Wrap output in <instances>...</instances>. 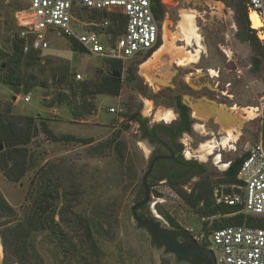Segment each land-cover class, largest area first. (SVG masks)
<instances>
[{"label":"rangeland","instance_id":"rangeland-1","mask_svg":"<svg viewBox=\"0 0 264 264\" xmlns=\"http://www.w3.org/2000/svg\"><path fill=\"white\" fill-rule=\"evenodd\" d=\"M234 3V0H163V17L158 21L161 38L150 56L140 63L142 55L120 63L118 96L86 95V103L93 107L89 115L82 112L83 100L79 94L73 98L71 88L78 90L79 83L92 85L106 72L111 74L106 59L72 51L63 37L47 31L48 47L37 51L34 60L23 55L20 63L18 74L28 88L21 85L15 93L0 82V113L29 115L36 118V123L44 121L55 136L71 135L76 140L54 141L39 133L27 146L32 163L22 179L10 181L0 171V195L14 211L11 217L0 216V232L24 219L30 203L29 189L44 173L49 182L62 189L58 200V209L63 208L61 226L73 239L82 240L83 219L90 222L99 215L106 219L109 229L98 238L103 258L97 264H176L173 257L162 255V249L151 243L150 234L138 227L130 210L143 195L141 181L150 155L136 119H145L149 124L164 123L162 116L173 110L171 104L174 105L177 96L187 107L191 121L190 132L179 139L183 158L202 166L204 173L187 180L183 189L172 188L162 179L153 183L148 208L163 224H169V216L184 231L191 230L203 237L213 225L221 223L219 216H198L178 191L189 194L203 180L211 191L219 183L227 184L223 182L227 168L222 165L261 141L264 58L247 40L246 28L250 27L238 23L243 18L234 12ZM29 8L28 0H0V51L5 55H10L11 43L18 39L23 23L30 22L31 15H23V23L17 18L19 12H31ZM187 14H194L204 47L194 62H181L195 55L196 50L195 45L186 44L178 29L179 21ZM75 17L88 24L86 29L107 38V32L98 26L105 16L99 13L92 16L77 9ZM27 25L37 26L35 22ZM253 35L257 38L255 32ZM3 61L0 59V69L5 67ZM77 74L81 79L75 78ZM31 76L44 85L33 86ZM25 96L28 103L23 100ZM118 104L124 105L123 114L108 112V108ZM195 125L201 131L197 132ZM209 131L213 132L212 137ZM226 137L227 144L222 147L221 139ZM205 140L217 147L214 156L201 162L198 152ZM117 142L121 143V156L114 148ZM216 155L221 163L213 162ZM54 221L58 223L57 215ZM31 245L36 257L22 262L4 250L0 236V264L66 263L58 241L46 232L35 234ZM213 252L218 259L215 248Z\"/></svg>","mask_w":264,"mask_h":264},{"label":"trees","instance_id":"trees-1","mask_svg":"<svg viewBox=\"0 0 264 264\" xmlns=\"http://www.w3.org/2000/svg\"><path fill=\"white\" fill-rule=\"evenodd\" d=\"M234 1V12L239 14V16L241 15V18H243V22L238 20V23L245 25V27H249L244 1ZM153 10L155 18L157 21H160L163 17V5L157 2L153 7ZM90 13L92 16L95 14V12ZM101 15L110 17L113 22L116 20L112 14ZM122 28L123 19L118 25L109 29V32L118 36L121 33ZM246 29L247 33H249L247 40L253 47L258 49L259 55L264 58L263 47L253 35V30L249 28ZM64 39L67 41L72 51L83 54L85 53V51H83V49L71 39ZM36 52L37 51H29L24 54L22 52L21 41L19 39L13 40L11 43L10 55H5L0 51V59H5L2 63L5 67L4 69H0V72H4L0 73V82L9 86L15 93L20 91L19 87L21 85L22 87L28 88V85L24 83V80L18 74V69L22 62L23 55L30 60H34L36 59ZM150 54L151 51L144 54L140 58L139 63L145 61ZM106 63L112 75L106 72L98 83L91 85L90 83L82 82L77 84L78 90L73 87L71 88L72 97L75 98L79 94L80 98L83 100L82 103L84 104H80V106L82 112L86 115L91 114L93 111V107L85 101V99H87L86 95H119L121 77H116L115 74L118 72L121 73L122 66L120 62H114L111 60H106ZM31 79L34 80L33 86L44 85L37 80L35 81V78L32 76ZM24 92H27V90ZM64 100H66V98ZM67 104H71L69 100H67ZM174 105L176 110L180 113V119L178 120V128L176 131V136H179L182 132H190V120L187 112L188 109L178 96L174 101ZM72 115L79 116L78 114H75V112H72ZM138 122L143 121L140 120ZM39 133L54 139V141L76 140V138L71 135H62L61 137L55 136L44 121L41 120L39 123H36V118L29 115H12L9 113L4 115L0 113V145L2 146V149L0 150V171L10 181H18L22 179L26 172L31 168L30 163H32V160L27 146ZM260 139L264 146V113L261 118ZM114 148L118 155L121 156V143L117 142ZM244 157L245 153L229 163L227 169L224 171L225 181L223 182H226L227 184L237 183L236 176ZM199 167L201 168V166ZM38 178L39 182L29 189L28 198L30 199V203L24 219L22 221H17L12 224V226L4 227L0 232L4 250L9 252L13 257L25 262L31 257H36L35 249L31 245V239L33 236L37 233L46 232L51 238H55V240L58 241L59 247L62 248L61 250L65 259L64 262H66L65 264H75L76 261H81L83 264L99 263L103 258V251L100 247L98 238H101L104 234L108 233L109 229L104 216L99 215L95 219L92 218L90 222L83 219L82 228L84 234L82 240L76 241L71 235H68L61 226V222L63 221V208L60 207L58 209V200L62 197V189L59 188L58 184L55 185L49 182L44 173L40 174ZM30 184H33L32 181ZM178 193L189 208L195 209L198 216H219L221 218V223L213 225V227L205 232V238H207L211 230L214 229L240 224H246L249 226L254 224V219L252 217H244L243 214L237 212L238 209L235 207L213 206L211 187L206 180L199 182L189 194L182 191H178ZM13 213L14 211L11 206L4 201L0 195V216L11 217ZM56 215L59 218L58 223L54 221ZM167 218L171 226L179 227L171 217L167 216ZM103 224H106V228ZM138 227L144 229V227ZM93 230H96L95 233L97 236L94 235Z\"/></svg>","mask_w":264,"mask_h":264},{"label":"built area","instance_id":"built-area-1","mask_svg":"<svg viewBox=\"0 0 264 264\" xmlns=\"http://www.w3.org/2000/svg\"><path fill=\"white\" fill-rule=\"evenodd\" d=\"M163 0H28L31 12H19L18 21L23 23V15H31L28 23L18 31L22 52L40 51L48 47L45 39L47 31L58 37L75 42L86 54L115 62H124L151 51L161 38V31L155 18L153 7ZM249 27L264 46V0H243ZM77 9H85L99 14H112L116 20L105 16L99 22L100 30L107 32L102 38L87 23L75 17ZM255 12L261 20L259 28H253L250 13ZM123 19L121 33L113 38L109 29ZM35 22L37 26L28 27ZM122 23V22H121ZM91 24V23H89ZM96 25V24H94ZM48 32V33H49ZM141 56V57H142ZM75 78L81 79L80 75ZM24 102L29 98L25 96ZM108 112L121 115L124 105L108 108ZM230 162L227 163V167ZM226 167V168H227ZM237 183H219L212 188L213 206L235 207L244 217H252L254 224H240L211 230L207 238L187 230L193 241H205L208 247L219 253L216 264H264V146L261 141L250 145L236 176Z\"/></svg>","mask_w":264,"mask_h":264},{"label":"flooded vegetation","instance_id":"flooded-vegetation-1","mask_svg":"<svg viewBox=\"0 0 264 264\" xmlns=\"http://www.w3.org/2000/svg\"><path fill=\"white\" fill-rule=\"evenodd\" d=\"M171 107L173 109L172 111L175 116V119L172 118L168 122L166 121H164V123L154 122L152 124H149L145 119L144 120L140 118L136 119L140 131L141 139L145 141L146 146L150 151V155L147 160L146 169L144 171L145 174L152 163L151 171L146 178V183L149 187V193H150V188L154 187L153 183L158 184V180L161 179L164 180V182L170 185L172 188L183 189L184 188L183 186L185 185L187 180L195 179L199 175L204 173V168L202 166L200 168L199 167L200 165H197L196 163L183 158V153L181 152L180 149L181 142L179 141V139L183 133H189V132H182L179 136H176V131L178 128V120L180 119V113L176 110L175 105L171 104ZM188 117L190 118V115H188ZM140 120L143 122H138ZM190 129H191V121H190ZM208 134H210L211 137L213 136L212 131H209ZM212 154L213 155L209 156V158L215 155L214 152ZM141 188L143 190V195L138 201H141L144 198V186L142 184V181H141ZM150 199L151 196L148 201H150ZM148 204H145L137 208L136 210L137 214L142 218L158 221V217L153 216L152 212L149 210ZM163 225L174 233V237L179 243H189L190 236L186 231H184L180 227L177 228L169 224L167 225V223ZM144 229L150 234L151 243L155 247H157L158 250L162 249V247L158 246L157 241L153 238L151 231L146 227H144ZM162 255L173 257L176 264H201L202 262L200 258L194 259L190 257V258L180 259L174 257L173 255H171L170 253L166 252L163 249H162Z\"/></svg>","mask_w":264,"mask_h":264},{"label":"water","instance_id":"water-1","mask_svg":"<svg viewBox=\"0 0 264 264\" xmlns=\"http://www.w3.org/2000/svg\"><path fill=\"white\" fill-rule=\"evenodd\" d=\"M115 76L119 77L120 73H116ZM1 149L2 146L0 145V150ZM151 168L152 163L142 178V184L144 186V198L141 201L136 202L130 210L136 224L138 226L148 228L151 231L153 238L157 241L158 246H161L163 250L170 253L174 257L180 259L190 257L194 259L200 258L202 260L201 264H216L214 254L205 241L196 243L189 237V243H179L175 239L174 233L164 226L160 220L155 221L145 219L137 214V208L149 203L148 200L150 198V193L149 187L146 183V178L150 173Z\"/></svg>","mask_w":264,"mask_h":264},{"label":"bare ground","instance_id":"bare-ground-1","mask_svg":"<svg viewBox=\"0 0 264 264\" xmlns=\"http://www.w3.org/2000/svg\"><path fill=\"white\" fill-rule=\"evenodd\" d=\"M250 20L252 22V27L259 28L261 26V20L258 17V15L255 12L250 13ZM178 29L180 31V34L182 36V39L186 42L188 45H195L196 50H195V55L186 57L187 60H181V62H194V57L198 58L200 52L203 51L204 47L201 42V38L199 37L197 30H196V24H195V16L194 14H187L182 16L181 20L179 21L178 24ZM182 59V58H181ZM185 59V58H184ZM148 61L145 62L148 63ZM144 64V65H145ZM148 109L150 107H147ZM174 116L171 110H168L165 112V114L162 116V119L165 121H168ZM195 130L197 132L201 131L200 127L195 125ZM201 134H204V132H201ZM228 141V138H222L220 144L222 147L225 145V143ZM227 144V143H226ZM225 147V146H224ZM216 145H213V142L211 141H204L202 144H200V149L198 152V158L199 161H204L207 157L213 155V151L215 150ZM214 163H221V159L219 155H216L213 159ZM227 164H223L222 168H226Z\"/></svg>","mask_w":264,"mask_h":264}]
</instances>
